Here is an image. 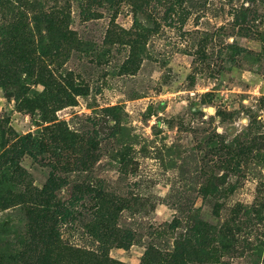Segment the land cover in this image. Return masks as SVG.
Wrapping results in <instances>:
<instances>
[{
	"label": "rangeland",
	"instance_id": "374dc122",
	"mask_svg": "<svg viewBox=\"0 0 264 264\" xmlns=\"http://www.w3.org/2000/svg\"><path fill=\"white\" fill-rule=\"evenodd\" d=\"M0 264H264V0H0Z\"/></svg>",
	"mask_w": 264,
	"mask_h": 264
}]
</instances>
